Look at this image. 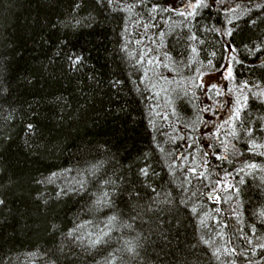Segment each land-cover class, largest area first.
Wrapping results in <instances>:
<instances>
[{
  "label": "trees",
  "instance_id": "obj_1",
  "mask_svg": "<svg viewBox=\"0 0 264 264\" xmlns=\"http://www.w3.org/2000/svg\"><path fill=\"white\" fill-rule=\"evenodd\" d=\"M169 1L0 0V264H264V0ZM226 43L217 157L190 85Z\"/></svg>",
  "mask_w": 264,
  "mask_h": 264
},
{
  "label": "rangeland",
  "instance_id": "obj_2",
  "mask_svg": "<svg viewBox=\"0 0 264 264\" xmlns=\"http://www.w3.org/2000/svg\"><path fill=\"white\" fill-rule=\"evenodd\" d=\"M222 0H171L167 6L173 10L189 16L198 7L205 4L220 5ZM225 33V31H223ZM227 53L223 64L214 71H203L197 75L194 82L196 86L190 85L191 91L195 92L200 107V139L206 150L217 157H221L225 151L235 156L237 152L229 143L235 118L242 108L246 98V88L236 84L232 76L233 50L226 43ZM216 146L220 150H214ZM230 173H223L221 180L214 185L210 191H215V199L219 198V190L225 191L230 185Z\"/></svg>",
  "mask_w": 264,
  "mask_h": 264
},
{
  "label": "water",
  "instance_id": "obj_3",
  "mask_svg": "<svg viewBox=\"0 0 264 264\" xmlns=\"http://www.w3.org/2000/svg\"><path fill=\"white\" fill-rule=\"evenodd\" d=\"M216 195L215 191H207L205 192V196L211 198L213 201H217V199L214 198V196Z\"/></svg>",
  "mask_w": 264,
  "mask_h": 264
},
{
  "label": "snow or ice",
  "instance_id": "obj_4",
  "mask_svg": "<svg viewBox=\"0 0 264 264\" xmlns=\"http://www.w3.org/2000/svg\"><path fill=\"white\" fill-rule=\"evenodd\" d=\"M0 203H2V201H0Z\"/></svg>",
  "mask_w": 264,
  "mask_h": 264
},
{
  "label": "bare ground",
  "instance_id": "obj_5",
  "mask_svg": "<svg viewBox=\"0 0 264 264\" xmlns=\"http://www.w3.org/2000/svg\"><path fill=\"white\" fill-rule=\"evenodd\" d=\"M211 199V198H210Z\"/></svg>",
  "mask_w": 264,
  "mask_h": 264
}]
</instances>
